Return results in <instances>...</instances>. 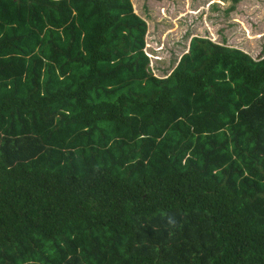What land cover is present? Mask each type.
<instances>
[{
    "label": "trees",
    "instance_id": "obj_1",
    "mask_svg": "<svg viewBox=\"0 0 264 264\" xmlns=\"http://www.w3.org/2000/svg\"><path fill=\"white\" fill-rule=\"evenodd\" d=\"M146 34L0 0V264H264V53L192 36L159 77Z\"/></svg>",
    "mask_w": 264,
    "mask_h": 264
},
{
    "label": "rangeland",
    "instance_id": "obj_2",
    "mask_svg": "<svg viewBox=\"0 0 264 264\" xmlns=\"http://www.w3.org/2000/svg\"><path fill=\"white\" fill-rule=\"evenodd\" d=\"M134 11L147 22L143 51L151 72L169 74L187 52L190 36L237 47L252 58L264 53V0H240L224 10L230 0H131Z\"/></svg>",
    "mask_w": 264,
    "mask_h": 264
},
{
    "label": "crops",
    "instance_id": "obj_3",
    "mask_svg": "<svg viewBox=\"0 0 264 264\" xmlns=\"http://www.w3.org/2000/svg\"><path fill=\"white\" fill-rule=\"evenodd\" d=\"M191 37H192V36H190V37L188 38V42H187V46H186L187 49H188V46H189V40H190Z\"/></svg>",
    "mask_w": 264,
    "mask_h": 264
}]
</instances>
